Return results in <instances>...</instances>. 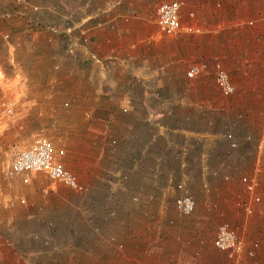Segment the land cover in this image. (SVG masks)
Masks as SVG:
<instances>
[{"label":"crops","instance_id":"1","mask_svg":"<svg viewBox=\"0 0 264 264\" xmlns=\"http://www.w3.org/2000/svg\"><path fill=\"white\" fill-rule=\"evenodd\" d=\"M28 1L39 8L30 22L10 21L12 7L0 1V21L6 19V26L10 21L15 31L4 47L20 75L6 87L20 95L29 90L41 102L57 94L67 98L66 116L78 119L69 126L77 142L60 162L77 172L87 189L83 199L56 188L48 191L54 181L45 174L28 175L35 183L26 214L48 237L44 245L33 244L38 248L30 252L34 261L29 263L214 264V258L193 256L202 253L200 240L189 241L183 251V242L158 240L154 227L147 238L132 239L127 210L112 221L115 239L92 238L90 222L98 218L94 200L115 192L120 198L126 191L133 194L112 183L110 176L118 173L129 181L134 177L145 199L162 201V185L169 180L211 185L216 194L231 198L242 175L257 178L255 192L264 198V146L258 145L264 140V0H179L180 31L171 38L157 30L152 11L170 0ZM72 24L87 29L85 46L70 44L65 28ZM48 36L51 43L45 41ZM199 60L220 63L234 86L232 94L220 95L211 71L185 77V68ZM54 61L58 68L50 70ZM227 133L236 141L234 148ZM103 183L107 186L99 188ZM201 192L205 197L206 190ZM258 220L252 226L243 219L239 227L245 250L256 243L252 256L243 253L239 261H230L219 255V263L264 264V224ZM0 264L24 263L8 260L0 249Z\"/></svg>","mask_w":264,"mask_h":264},{"label":"rangeland","instance_id":"2","mask_svg":"<svg viewBox=\"0 0 264 264\" xmlns=\"http://www.w3.org/2000/svg\"><path fill=\"white\" fill-rule=\"evenodd\" d=\"M8 6L10 5L8 4ZM5 10L8 12L7 8ZM9 11L10 21L14 19L23 20L25 18L30 22V19L34 18L33 15H18L14 13L13 8ZM5 20L3 19L2 21ZM2 21H0V100L9 99L8 101L12 102L13 110L9 116H5L0 112V249L8 257V260L16 259V261L21 260L24 264H30V261H34L32 260L33 255L30 252L38 248L34 247L37 244L36 242L42 243L45 241L48 243V237L45 235V232H40L38 225H32L30 221L31 215L26 214L28 212L27 198L31 194V191H34L33 184L35 182L32 180V177L26 183H21L19 176L6 178L2 175V170L14 154L26 147L32 138L46 137L52 141L56 148L64 150L65 157L67 154H71L75 150L74 145L77 139L76 135L73 134L74 131H71V127L69 126L71 123L75 126L78 119L66 116L67 105H64L63 101H66L67 98L61 94H57L53 101L46 102L43 99L41 102L37 101L38 98L32 95L29 90L20 95L11 90L10 87H6L9 81L14 79L19 80L20 75L15 70L17 68L16 63L8 60L10 57L12 58V54L6 51L4 47L8 44L9 39L4 40L2 38V34L8 33L12 35L15 31H13L14 28L9 26L11 22H7L8 19L6 21L8 26L2 23ZM29 58L30 56H27V59ZM54 64L56 65V69L58 68V62L54 61L52 64H48L50 70H55L52 68ZM37 78L42 79V75H39ZM73 174L76 175L77 181H79L78 173L75 172ZM123 175L126 176V179H122ZM110 177L117 189L123 191L129 190L133 194H126L128 192L126 191L125 194H122V199L116 197L117 193L115 192L111 193V195L104 194V200L99 197L94 200L97 203L95 212L98 218L97 222H90L92 238L97 235L100 239H115L116 233L110 232V229L114 227L112 221L121 220L122 218H117L123 217L125 210H127L128 213L131 211L129 237L132 239L138 241L147 238L149 235L148 228L154 227V229H157V234L155 235H157L158 240L169 238L172 240L171 242H183V251H185V247L189 241H202V253L200 252L198 255L196 253L193 256L198 259L201 258V261L205 260L206 257H211L215 259L214 264H221L219 263L218 256L223 255L211 247L215 230L219 223L227 221L238 235L243 219H247V222H251L250 224L253 226L255 220L259 222L258 217H260L264 224L263 197H261V202L254 206V213L248 215L246 218L235 206L236 200H242L246 196L242 186L236 188L237 190L230 198L227 196L221 197V194L213 192L210 189L211 185H204L198 188L196 183L189 181L181 182L182 190L192 196L195 207L190 214L180 216L173 210L172 206L173 196L177 193V191L173 190V186L178 181L169 180L163 183L162 188L164 193L161 201L159 197L155 200L152 198H142L141 189H137L136 184L132 182L135 180L134 177H131L130 181L127 174L118 173ZM51 183L52 185L47 187L46 190L49 191L56 188L76 194L82 199L85 193H87L86 188L81 193L74 192L57 182ZM104 186L107 185L103 183L99 188H103ZM202 190H206L205 197L208 198L203 197ZM133 196L136 198L135 200H132ZM129 207L131 208L130 210ZM230 207L232 208L231 210ZM261 208L263 211H261ZM113 211L114 213L112 214L111 212ZM143 212H147L148 215L145 216ZM43 216L45 214L41 215L40 218H44ZM48 219L46 217V220H44L46 221L45 225ZM170 219L172 223L168 224L167 220ZM95 229L97 230L95 231ZM67 253L71 256L70 252ZM42 254V257L45 259L47 252L44 251ZM190 256L192 255H184L186 258Z\"/></svg>","mask_w":264,"mask_h":264},{"label":"built area","instance_id":"3","mask_svg":"<svg viewBox=\"0 0 264 264\" xmlns=\"http://www.w3.org/2000/svg\"><path fill=\"white\" fill-rule=\"evenodd\" d=\"M6 1L13 9L14 13L22 16L33 15L38 12L39 8L30 3L28 0H0ZM183 2L179 0L162 1L153 6L154 22L157 30L168 36L173 37L180 31L179 22V8ZM3 16L2 9L0 7V18ZM188 16L193 17L192 12H188ZM34 25L35 20L32 22ZM251 24V22H248ZM194 31H198L194 28ZM65 33L70 38L71 43H77L80 45H86L89 42V35L87 29L78 24H72L66 26ZM10 34H2L4 40L9 39ZM45 41L50 43L52 38L46 37ZM66 52H71L70 46H67ZM90 58L97 60L93 52H88ZM56 69V65L52 66ZM211 71L214 86L222 96H229L234 91V86L231 83L227 72L220 66L218 61L199 60L191 63L185 68L184 75L187 79H196L201 75H204ZM67 103H64L66 105ZM13 106L12 102L8 100H0V112L9 116L12 114ZM230 148L236 146V141L231 133L224 135ZM258 145L264 146V140L258 142ZM64 150L62 148H56L52 141L46 137L32 138L29 144L17 151L10 159L8 164L3 168L2 175L6 178H12L19 176L21 183H26L29 179L28 175L33 174H45L50 181L57 182L64 187L74 191L83 193L84 187L79 183L76 175L67 170L60 158L63 156ZM226 178V177H225ZM122 179H126L123 175ZM182 181H178L174 184L173 190L177 193L173 196L172 206L173 210L180 216L190 214L195 207V202L192 196L182 189ZM240 184L246 194V199L236 200L235 206L244 214L249 215L252 213L251 204H258L261 202V196L255 192V187L258 184L255 176L240 177ZM136 198L133 196L132 200ZM22 201V200H21ZM112 214L114 213L111 212ZM145 216L147 212H143ZM167 223H172V220H167ZM97 229H95L96 231ZM46 242H42L44 245ZM244 239L236 233L234 228L227 222L223 221L219 223L215 230V235L211 243L212 249L224 255L230 261H239L242 254L246 256H252L255 242L250 243L248 249H244ZM117 248L121 247L120 243L116 244Z\"/></svg>","mask_w":264,"mask_h":264}]
</instances>
